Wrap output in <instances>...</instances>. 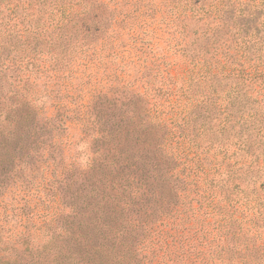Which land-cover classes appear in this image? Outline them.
<instances>
[{
    "label": "trees",
    "instance_id": "trees-1",
    "mask_svg": "<svg viewBox=\"0 0 264 264\" xmlns=\"http://www.w3.org/2000/svg\"><path fill=\"white\" fill-rule=\"evenodd\" d=\"M119 12L0 0V264H264L246 103L133 55Z\"/></svg>",
    "mask_w": 264,
    "mask_h": 264
},
{
    "label": "rangeland",
    "instance_id": "rangeland-1",
    "mask_svg": "<svg viewBox=\"0 0 264 264\" xmlns=\"http://www.w3.org/2000/svg\"><path fill=\"white\" fill-rule=\"evenodd\" d=\"M108 2L123 13L119 19L124 22L119 27H125L123 40L134 42L133 55L172 58L173 73H186L190 88L194 83L193 95L200 80L213 82L203 80L205 73L216 72L220 85L212 84L220 91L219 108L223 110L230 103L231 95L237 103H246L245 118L257 129L245 135L264 138V0ZM260 166L263 180V161Z\"/></svg>",
    "mask_w": 264,
    "mask_h": 264
}]
</instances>
